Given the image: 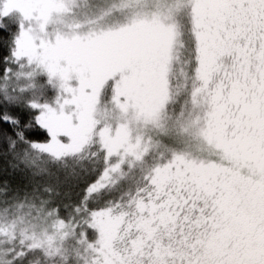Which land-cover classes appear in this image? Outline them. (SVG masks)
I'll return each mask as SVG.
<instances>
[{"label":"snow or ice","instance_id":"6c2138e0","mask_svg":"<svg viewBox=\"0 0 264 264\" xmlns=\"http://www.w3.org/2000/svg\"><path fill=\"white\" fill-rule=\"evenodd\" d=\"M0 264H264V0H0Z\"/></svg>","mask_w":264,"mask_h":264}]
</instances>
